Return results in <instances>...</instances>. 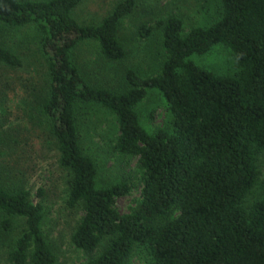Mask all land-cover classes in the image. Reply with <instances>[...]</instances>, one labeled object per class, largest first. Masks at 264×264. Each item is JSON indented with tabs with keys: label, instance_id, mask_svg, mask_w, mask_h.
Returning a JSON list of instances; mask_svg holds the SVG:
<instances>
[{
	"label": "trees",
	"instance_id": "16d2710c",
	"mask_svg": "<svg viewBox=\"0 0 264 264\" xmlns=\"http://www.w3.org/2000/svg\"><path fill=\"white\" fill-rule=\"evenodd\" d=\"M82 1L0 2V24L31 25L42 34L48 94L41 115L71 175L68 204L84 211L72 242L89 254L100 251L86 264H128L138 248L150 254V264H264V172L259 166L264 154V0H221L216 22L187 33L178 17L159 21L166 53L160 71L144 77L129 69L127 88L120 92L88 81L74 52L94 41L105 59L123 60L118 26L136 0L120 2L97 25H83L73 16ZM139 33L148 37L152 28L143 26ZM218 44L231 49L233 75L214 73L191 58ZM1 65L20 68L24 63L0 44ZM150 89L160 91L170 106V130L151 134L140 122L136 106ZM83 104L114 114L118 150L138 158L141 199L129 213H120L115 203L132 186L121 181L98 187L96 165L82 150L78 108ZM0 212L7 216L3 230L12 228L14 217L26 226L11 260L55 263L42 230L43 204L34 203L29 190L5 189L0 183Z\"/></svg>",
	"mask_w": 264,
	"mask_h": 264
},
{
	"label": "rangeland",
	"instance_id": "374dc122",
	"mask_svg": "<svg viewBox=\"0 0 264 264\" xmlns=\"http://www.w3.org/2000/svg\"><path fill=\"white\" fill-rule=\"evenodd\" d=\"M11 1L22 0H0ZM122 1L83 0L73 16L83 25H97ZM221 14V0H136L134 10L118 26V39L126 50L123 60L105 59L96 42L86 41L75 49L74 61L88 81L120 92L127 88L125 73L129 69L144 77L160 71L166 53L159 21L178 17L187 33L194 27L210 26ZM143 26L152 28L148 37L139 33ZM41 39L35 26L0 24V44L24 63L20 68L0 66V183L5 189L25 188L34 203L43 204L42 230L56 256L54 264H86L100 251L89 254L72 242V232L84 211L81 205L68 204L71 175L62 167L58 143L50 137L48 123L41 115V105L48 94ZM191 58L219 75H233L237 71L231 49L224 44ZM136 111L149 133L171 129L173 114L160 91L148 90ZM78 123L82 150L97 168L98 187L128 182L132 186L130 193L118 198L115 207L120 213L131 212L141 199L140 169L137 157L122 154L117 148L116 117L107 109L83 104L78 108ZM259 166L264 172V154ZM6 218L0 212V264H17L10 256L26 226L23 219L12 217V228L5 231L1 223ZM150 263L151 256L144 248H138L128 260V264ZM24 264L34 262L29 259Z\"/></svg>",
	"mask_w": 264,
	"mask_h": 264
}]
</instances>
